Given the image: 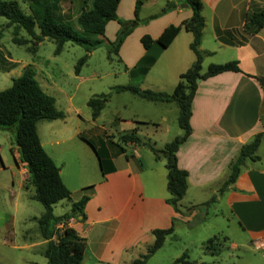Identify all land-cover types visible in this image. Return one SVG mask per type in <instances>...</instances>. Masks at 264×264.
Listing matches in <instances>:
<instances>
[{
    "label": "crops",
    "instance_id": "1",
    "mask_svg": "<svg viewBox=\"0 0 264 264\" xmlns=\"http://www.w3.org/2000/svg\"><path fill=\"white\" fill-rule=\"evenodd\" d=\"M134 1L119 0L116 17L132 19ZM200 1L204 20L202 34L207 30L215 46L205 48L200 41L199 49L206 53L204 56L219 52L213 62L236 60L239 71H223L195 82L188 117L190 132L178 145L175 155L177 166L186 171L180 208L196 206L181 215L166 202L164 160L154 157L150 144L146 150L152 155L138 151L129 143L132 158L105 145L112 170L80 184L84 185L80 188L87 189L83 193L88 195L81 209L82 216L74 215L66 221L84 240L82 264H128L152 242V229L167 228L174 219L172 231L165 235L159 247L163 248L180 224L189 223L199 215L200 220L207 219L208 208L216 218L228 219L224 211L227 212L253 248L264 252V24L255 33L243 28L245 14L261 8L264 0ZM183 3V0H141L137 19L144 21L136 22L117 49L129 74L137 71L141 82L155 85L141 89L170 92L178 75L194 59L188 48L191 33L183 28L165 48L152 42L144 49L139 40L142 35L155 39L167 25H178L189 17L190 8ZM118 28L116 20H109L103 35L111 40ZM216 30L221 35H217ZM150 57L153 61L147 63ZM135 124L131 121L127 131L137 128ZM257 133H261L255 150L258 159L246 158L234 181L219 193L228 162L239 147ZM72 135L49 139L47 143L53 146ZM107 135L94 134L97 142L104 141ZM39 142L53 160L40 139ZM63 163L57 166L59 176ZM211 197H214L212 202L200 206ZM222 237L226 239L225 235ZM183 250L185 248L181 252ZM175 257L177 255L172 260Z\"/></svg>",
    "mask_w": 264,
    "mask_h": 264
},
{
    "label": "rangeland",
    "instance_id": "2",
    "mask_svg": "<svg viewBox=\"0 0 264 264\" xmlns=\"http://www.w3.org/2000/svg\"><path fill=\"white\" fill-rule=\"evenodd\" d=\"M16 1L24 12H28L27 0ZM68 1L63 0L61 5L64 12L68 7L72 18L79 0ZM15 37L27 42L14 43L12 26H7L5 18L0 17V53L4 60L15 63L9 70L0 69V90L8 87L11 78L18 76L24 66L30 65L40 88L54 98L55 108L64 114L62 118L39 119L36 122L38 137L56 166L64 162L60 178L70 191L68 199L52 205L54 215L68 211L70 203L77 201L87 190L85 187L80 188L84 186L80 184L91 182L101 175L97 157L88 143L98 146L95 133L108 134L103 136L104 144L114 152H118L116 145H121L131 158L132 147L129 143L122 144L118 135L130 132L127 127L131 121H135V133L140 139L134 148L147 155H152L146 150L149 144L160 149L165 142L181 133L176 121L177 108L173 102H153L129 91L113 90V86L124 84L138 88L155 86L150 82H141L137 71L129 74L119 53L107 54L105 43L112 41L115 36L110 40L103 35L104 43L89 52L67 41L58 54L53 53L54 42L51 39L44 38L32 43L23 29H18ZM201 43L205 48L215 46L207 30L202 34ZM218 53L204 56L201 70L205 69L207 62L221 63L211 61L217 60ZM82 55H86V60L79 72L74 73L76 61ZM100 94H108V98L99 115L92 119L86 101ZM69 134L73 135L63 142L58 141L53 146L47 143L49 139L67 137ZM31 193L32 187L26 182L25 167L16 155L12 129L0 128V264L45 262L41 254L45 242L39 235L36 222L43 208L30 197ZM224 213L228 219L213 217L208 208L205 214L208 218L204 221L199 219V215L189 220V223L180 224L174 236L166 241L163 248L157 249L145 264H170L173 256H178L183 248L189 259L197 261V264H264V252L255 250L246 234L240 231L233 219H229L227 212ZM64 224L66 222L50 223L49 228L54 236ZM213 235H225L226 239L220 243L217 254L203 252L202 242Z\"/></svg>",
    "mask_w": 264,
    "mask_h": 264
},
{
    "label": "trees",
    "instance_id": "3",
    "mask_svg": "<svg viewBox=\"0 0 264 264\" xmlns=\"http://www.w3.org/2000/svg\"><path fill=\"white\" fill-rule=\"evenodd\" d=\"M28 12H24L16 0H0V17H4L7 26H12V41L25 43L16 38L18 29H23L29 36L30 42H40L42 39H51L54 42L53 53L58 54L64 42H71L83 47L86 52L100 46L104 26L109 20H116L119 28L112 41H107V54L117 53L123 38L130 32L132 27L140 19H137V12L141 0H135L133 5V18L124 20L116 17L115 9L119 0H79L76 14L71 18L68 12L62 9L63 0H27ZM69 0L68 3H71ZM190 8L191 14L183 19L178 25H167L162 29L155 39L148 35L140 37V43L147 49L152 42H156L160 48H165L180 28L191 33V41L188 48L193 53L194 59L191 64L178 75V79L170 92L141 89L134 85H115V91H129L140 98L153 102H173L177 108V125L181 129L179 135L174 136L170 141L165 142L160 149L151 147L155 158H163L166 170L165 187L168 193L166 202L172 210L181 215L188 214L196 205L185 209L180 208V200L186 188V171L176 164V149L185 140L190 132L188 117L190 113V102L195 90V82L198 78H206L223 71H239L237 61L234 59L221 63H208L201 71V63L205 52L199 49L204 20L201 15L200 0H183ZM169 3L166 4L168 6ZM144 21V20H140ZM264 24V8H256L244 16L243 28L249 33L257 32ZM35 27L37 31H35ZM217 35H221L216 30ZM109 58V55H107ZM86 55H82L76 61L74 73H78L81 65L85 62ZM150 57L147 63H151ZM15 63L3 59L0 53V69L9 70ZM145 70H142V72ZM108 94H100L90 97L86 104L90 108V116L96 118L105 102ZM64 114L54 106V98L44 92L33 77L30 65L22 68L20 74L11 78L8 87L0 90V128L12 129L18 161L21 162L26 171V182L32 187L30 197L38 201L42 206V212L36 219L39 235L44 239L45 246L41 254L45 257L44 264H82L84 251V240L78 236L75 230L66 224L54 234L50 230V223L57 221L65 223L74 215L82 216V206L88 199L83 193L77 201L70 204L68 211L60 215L52 213V205L59 200L68 199L69 190L63 184L58 167L42 148L36 133V122L39 119L62 118ZM136 128L130 132L121 133L119 141L122 144L140 142L139 136L135 133ZM261 138V133L253 135L247 142L243 143L237 153L231 158L226 166V176L222 181L218 192H222L227 185L232 183L238 174L240 166L246 158L256 160L255 154ZM93 149L101 174L112 170V164L103 141L98 146L88 141ZM117 153H123L121 145H116ZM127 156V155H124ZM90 187V186H88ZM214 200L211 197L200 206H207ZM173 218L170 225L164 229H152V242L145 247V251L133 258L128 264H145L146 260L162 245L165 235L172 231ZM225 238L213 235L202 242L203 252L217 254L219 245ZM170 264H197L189 259L188 254L183 251L175 257ZM210 264V263H201Z\"/></svg>",
    "mask_w": 264,
    "mask_h": 264
},
{
    "label": "water",
    "instance_id": "4",
    "mask_svg": "<svg viewBox=\"0 0 264 264\" xmlns=\"http://www.w3.org/2000/svg\"><path fill=\"white\" fill-rule=\"evenodd\" d=\"M183 6L187 7V4L186 3H183ZM98 161V160H97Z\"/></svg>",
    "mask_w": 264,
    "mask_h": 264
}]
</instances>
